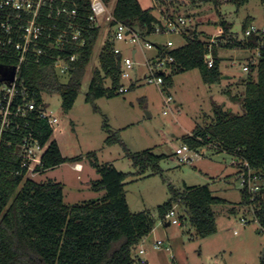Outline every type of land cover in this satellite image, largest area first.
Returning a JSON list of instances; mask_svg holds the SVG:
<instances>
[{
  "label": "trees",
  "instance_id": "trees-1",
  "mask_svg": "<svg viewBox=\"0 0 264 264\" xmlns=\"http://www.w3.org/2000/svg\"><path fill=\"white\" fill-rule=\"evenodd\" d=\"M111 0H104L109 4ZM155 4L144 8L139 0H117L113 14L117 21L131 28L137 27L146 37L153 34L157 25H162L161 12L169 16L180 15L185 2L191 7L211 4L219 9L223 4L232 3L240 7L250 0H154ZM264 2V0H261ZM81 15L91 13V0H77ZM87 25L86 44L75 47L79 53L66 76L58 75L47 60H28L21 77L41 94L58 93L65 111H70L79 96L82 81L101 34V27L87 19H78ZM219 24L223 27L220 43L227 48L253 49L264 38L253 34L248 39H239L232 32L233 24L221 15ZM251 24L244 23L243 31ZM196 28L189 27L184 33V43L167 51L163 43H156L161 55L165 52L174 56L171 73L164 76L163 90L174 85V77L191 69H199L207 84L220 83L223 73L220 69V48L213 46L216 61L213 67L205 62L208 52L209 35H202ZM225 42L223 43V41ZM113 33L107 38L99 56V65L93 70L86 93V102L99 110L95 101L102 97H115L124 84L122 62L124 52L115 53ZM243 91L230 95L233 103L239 104L240 112L226 108L224 104L213 102L214 120L207 126H197L190 134L183 136V143L192 150L208 147L215 152H226L235 158L245 160L251 168L264 174V48L257 63L249 62L246 76L240 78ZM131 84L128 89L135 87ZM36 136L42 144L49 146L38 170L44 172L65 162H81L84 155L65 156L57 140L52 138L53 129L45 118L32 122ZM104 127L110 132L107 121ZM10 138V135H7ZM19 136L15 140H19ZM106 142L113 145L122 142L119 134H110ZM139 173L148 168L160 170L159 161L163 155L152 149L129 152ZM100 177L92 180L91 189L104 192L101 196L81 203L69 204L64 198V184L54 180L38 182L27 177L22 169L20 158L8 151L0 152V264H138L140 244L155 226V218L148 211L133 212L126 197V180L130 173L119 170L112 163H100L95 152L87 154ZM171 198L158 206V216L163 220L167 212L178 201L185 207L191 224L200 237L217 232V219L214 209L218 204H230L223 197L214 194L209 184L186 186L183 191L170 185ZM240 207L253 210L255 220L264 229V187L249 193L241 190ZM233 209V208H232ZM234 210V209H233ZM247 218V217H245ZM183 222V221H182ZM147 263V262H146ZM264 264V261L262 262Z\"/></svg>",
  "mask_w": 264,
  "mask_h": 264
},
{
  "label": "rangeland",
  "instance_id": "rangeland-1",
  "mask_svg": "<svg viewBox=\"0 0 264 264\" xmlns=\"http://www.w3.org/2000/svg\"><path fill=\"white\" fill-rule=\"evenodd\" d=\"M116 2L111 0L110 7L114 8ZM141 2L146 8L155 4L154 0ZM185 3L180 15L185 16L190 27L196 28L202 35L213 38L223 35V27L219 24L221 15L233 24L232 32L238 37L243 35V25L249 18L254 25L264 26V2L261 0H250L240 7L226 3L219 9L209 3L195 7H191L189 2ZM159 10L155 12L158 16L161 15ZM108 31V26L103 25L73 108L65 111L58 93L44 95L49 103L48 111L59 119L58 129L52 138L59 143L63 155H84L82 169H76L75 162H65L29 177L38 182H62L64 198L69 204L96 198L99 192L91 189V182L100 175L87 156L95 152L100 163L112 162L119 170L130 173L125 185L130 209L133 212L148 211L155 218L153 230L139 246L146 250L145 254L140 255L141 259H148L150 264H262L264 229L246 206H239L238 158L208 147L199 150L202 156L189 152L188 155L192 156L189 162H180L175 153L184 144L182 138L185 134H190L197 126H207L213 122V102L224 104L236 112L241 111L240 105L233 103L225 91L230 89L232 94L243 91L244 86L239 80L247 75L248 71L243 68L250 61L252 53L243 48L218 46L223 73L220 83H205L200 70L195 68L176 75L174 85L168 91L161 92L158 86L145 82L143 78L147 73L146 57L151 58L155 54V47H144L142 50L139 45L117 42L125 56L132 55L133 47L138 49L132 79L123 80L128 88L134 81L136 86L127 88L123 94L115 97L97 99L95 103L99 110L96 111L85 98L93 70L99 65ZM170 37L177 43L184 42L179 35L156 33L150 35L148 40L156 44ZM163 94L174 97L169 106L165 104ZM105 121L110 132L104 127ZM115 133L119 134L122 142L108 145L107 137ZM147 149L164 157L159 161V171L148 168L141 174L128 153ZM205 184H209L215 195L231 202L214 206L217 232L200 237L184 205L178 201L174 203L175 218L181 223L166 226L158 216V206L171 198L170 185L183 191L186 186ZM243 216L247 217L245 223L241 220ZM159 239L165 241V245L155 249L154 243ZM138 264L143 263L140 261Z\"/></svg>",
  "mask_w": 264,
  "mask_h": 264
},
{
  "label": "built area",
  "instance_id": "built-area-1",
  "mask_svg": "<svg viewBox=\"0 0 264 264\" xmlns=\"http://www.w3.org/2000/svg\"><path fill=\"white\" fill-rule=\"evenodd\" d=\"M91 13L82 16L77 0H0V152L8 151L20 158L21 168L26 169V176L34 177L41 171L38 166L42 164V158L49 142L42 144L36 136L32 121L45 118L53 129H58L59 119L55 114L48 111L49 103L45 100V93L38 98L34 88L28 85L21 73L24 65L30 59L37 62L47 60L51 67L60 76H66L71 69V63L76 61L79 53L73 48L84 47L87 41V25L78 19H87L93 25L101 27L107 25L113 33L115 53L123 52L117 42H125L130 45H139L145 48L155 47L157 53L151 58L146 57L147 73L144 81L155 84L161 89L164 87V76L171 73L174 56L166 53L161 55L155 43L144 37L140 30L131 28L123 22L117 21L113 14V8L104 0H91ZM160 11L162 25H157L156 34L179 35L183 38L184 33L189 31V23L185 16H169ZM253 34L264 38V26L258 27L251 23L239 39H248ZM221 37V36H220ZM209 38V49L204 59L211 68L214 66L216 56L213 46H221L219 38ZM225 40L223 41V43ZM184 43V42H183ZM177 43L174 38H168L163 45L167 51L183 44ZM264 48L260 43L253 49L250 61L257 63ZM134 49V51H133ZM132 55L124 56L122 62V79H132L131 72L136 67L137 48L133 47ZM244 66L248 71L249 62ZM13 75L12 80L10 77ZM127 86L123 84L118 92L124 93ZM164 102L169 106L174 97L171 94H163ZM10 135V138L7 137ZM19 136V140L15 137ZM200 154L192 150L187 144L178 147L175 153L180 162H189L192 156L188 153ZM237 179L240 190L255 193L264 187V174L251 168L245 160L237 159ZM30 177V178H31ZM248 208V207H247ZM251 213L254 211L251 209ZM175 206L170 209L162 220L166 226L173 223L180 224L176 217ZM242 222H247L244 216ZM165 241L159 239L154 243L155 249H160ZM167 248L168 245H166ZM144 248L139 249V255L145 254ZM147 264L146 259L140 260Z\"/></svg>",
  "mask_w": 264,
  "mask_h": 264
},
{
  "label": "crops",
  "instance_id": "crops-1",
  "mask_svg": "<svg viewBox=\"0 0 264 264\" xmlns=\"http://www.w3.org/2000/svg\"><path fill=\"white\" fill-rule=\"evenodd\" d=\"M140 1V3H141V5L144 7V5L142 4V2H141V0H139ZM144 8H146V7H144ZM133 51H134V49H133ZM156 53H157V51L155 52V54H153L152 55V57L153 56H155L156 55ZM247 64H248V62H247ZM247 64H245V65H247ZM244 65V66H245ZM247 72V71H246ZM138 80V79H137ZM134 81V80H133ZM135 82V84H136V81H134ZM220 153V152H219ZM110 163H112V162H110ZM77 164H79V165H81V168L80 169H78V170H81L82 169V164H81V162H78V163H76V165ZM114 166H116L114 163H112ZM77 169V168H76ZM126 182H127V180H126ZM104 192H99V196H101L102 194H103ZM98 196V197H99ZM139 257L141 258V256L139 255ZM146 261H147V264H150V261L148 260V259H146Z\"/></svg>",
  "mask_w": 264,
  "mask_h": 264
},
{
  "label": "bare ground",
  "instance_id": "bare-ground-1",
  "mask_svg": "<svg viewBox=\"0 0 264 264\" xmlns=\"http://www.w3.org/2000/svg\"><path fill=\"white\" fill-rule=\"evenodd\" d=\"M76 168H77V169H80V168H81V165L77 164V165H76Z\"/></svg>",
  "mask_w": 264,
  "mask_h": 264
},
{
  "label": "water",
  "instance_id": "water-1",
  "mask_svg": "<svg viewBox=\"0 0 264 264\" xmlns=\"http://www.w3.org/2000/svg\"><path fill=\"white\" fill-rule=\"evenodd\" d=\"M12 78H13V75L10 77V80H12Z\"/></svg>",
  "mask_w": 264,
  "mask_h": 264
}]
</instances>
